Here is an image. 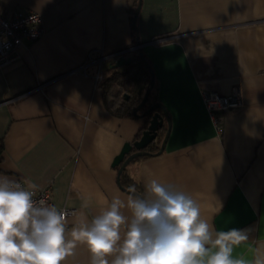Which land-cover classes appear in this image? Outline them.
<instances>
[{
  "label": "crops",
  "instance_id": "0c3cea01",
  "mask_svg": "<svg viewBox=\"0 0 264 264\" xmlns=\"http://www.w3.org/2000/svg\"><path fill=\"white\" fill-rule=\"evenodd\" d=\"M137 2L0 0L9 15L40 13L44 27L0 67V175L26 187L50 186L55 206L73 210L69 235L80 218L129 195L112 161L149 115H141L144 108L137 116L118 114V84L141 86L145 75L139 66L130 76L127 64L111 68L114 61L99 66L96 59L135 47ZM136 26L154 72L145 108L162 103L170 128L163 149L132 160L124 174L142 195L151 179L190 194L216 230L251 229L233 252L251 260L264 246V0H140ZM233 88L241 105L218 112L216 125L203 92ZM89 259L80 245L65 264Z\"/></svg>",
  "mask_w": 264,
  "mask_h": 264
},
{
  "label": "clouds",
  "instance_id": "9594fccd",
  "mask_svg": "<svg viewBox=\"0 0 264 264\" xmlns=\"http://www.w3.org/2000/svg\"><path fill=\"white\" fill-rule=\"evenodd\" d=\"M145 190L129 186L127 199L113 196L69 235L67 209L37 201L21 182L0 175V264H65L80 245L88 264H264V246L251 260L233 256L251 229L216 230L198 202L172 184L151 179Z\"/></svg>",
  "mask_w": 264,
  "mask_h": 264
},
{
  "label": "built area",
  "instance_id": "2783aa9c",
  "mask_svg": "<svg viewBox=\"0 0 264 264\" xmlns=\"http://www.w3.org/2000/svg\"><path fill=\"white\" fill-rule=\"evenodd\" d=\"M43 33L44 27L40 13L33 11H17L9 15L0 9V67L9 64L18 57L17 50L23 44L24 40L35 41L41 37ZM135 48L136 47L125 48L109 55L100 54L96 62H98L100 66L102 61H114L120 55L132 53L136 50ZM203 103L210 118L218 125L219 116L217 113L239 108L241 105V93L238 88H233L228 94H219L215 91L203 92ZM13 180L21 182L18 178ZM28 188L34 192V199L37 201L44 199L47 204H54L50 186L42 188L28 186ZM58 208L67 209L66 218L73 214L71 208Z\"/></svg>",
  "mask_w": 264,
  "mask_h": 264
},
{
  "label": "water",
  "instance_id": "95a60500",
  "mask_svg": "<svg viewBox=\"0 0 264 264\" xmlns=\"http://www.w3.org/2000/svg\"><path fill=\"white\" fill-rule=\"evenodd\" d=\"M139 6H140V0H138L135 12L132 16V26L135 30V41H136V45H135L136 48L135 49L137 51V55L139 56V58L144 63V65H145V67H146V69L150 75V79L148 81V84H147V86L143 92V95H142L140 101L136 105H134L132 108V114L135 116L139 115L138 111L146 106L150 91L154 85V72H153V69L151 68V65L149 64L148 60L146 59L144 52H143L142 47L144 46V43L140 42L139 34H138L137 26H136V16L138 13ZM131 59H132L131 56L120 55L114 60L113 63L110 62L108 64V66L111 68L124 66V65L130 63ZM123 97H124V99H127L128 94L124 93ZM157 109H160L162 113L159 111H156ZM141 115H149V120H148V124H147L146 128L141 132V135L138 139L133 140L132 142H125L123 144L120 152L114 157V159L112 161L113 166H118L117 177H116L117 184H119L120 188L127 193H129L128 192L129 187L122 186L121 182H120V175H121L122 171L125 169V167L128 165V163H130L132 160H134L136 158H139L141 156H148V155H154V154L159 153L164 147L167 135L169 133V128H170L169 115L167 114V111L164 108L163 104L160 102H154V103L150 104L149 106H147ZM164 119L167 121L166 133L160 142L158 150L156 152H153V151L147 149L146 147L150 143L155 141V139L157 137V133L163 125ZM137 194L142 195L139 191H137Z\"/></svg>",
  "mask_w": 264,
  "mask_h": 264
},
{
  "label": "trees",
  "instance_id": "16d2710c",
  "mask_svg": "<svg viewBox=\"0 0 264 264\" xmlns=\"http://www.w3.org/2000/svg\"><path fill=\"white\" fill-rule=\"evenodd\" d=\"M131 58H132L131 62L127 64V66L131 69V70L129 69L130 76H133V74H132L133 68L135 66H137V67L139 66L140 69L143 70V72H144L145 79L143 80L141 86H138V83H134L133 80H131L130 83L119 82V84H118L119 85L118 86V96H119V94L122 95V99L120 102V106L118 107L119 111L118 110L117 111H118V114L123 115V116H132V108L134 105H136L140 101V99L143 95V92H144V90L148 84L149 79H150V75H149L144 63L139 58V56L137 55L136 52L132 55ZM107 69L109 70V68H107ZM109 78L111 81H112V79H114V81L116 79L115 76H113V75H111ZM109 87H110V84L105 85L106 89H108ZM154 87H155V83L153 85V88ZM153 88L151 89V91L153 90ZM123 93L128 94L127 99H124ZM148 100H149V98H148ZM148 100H147L146 105L148 104ZM143 108H145V107H143ZM140 135H141V133L137 134L136 137L134 138V140L138 139L140 137ZM158 142H159V139L155 142H152V146H151L152 150L157 148L156 144ZM120 182H121V185L124 187L135 186L134 183H132L128 180L126 174H124V170L122 171V173L120 175ZM135 188H136V190H138L136 186H135Z\"/></svg>",
  "mask_w": 264,
  "mask_h": 264
},
{
  "label": "rangeland",
  "instance_id": "374dc122",
  "mask_svg": "<svg viewBox=\"0 0 264 264\" xmlns=\"http://www.w3.org/2000/svg\"><path fill=\"white\" fill-rule=\"evenodd\" d=\"M118 97H119V98H118V101L121 102L122 95L119 94ZM145 109H146V108H145ZM145 109H144V110H145ZM144 110H143V111H144ZM143 111H142V112H143ZM163 125H164L165 128H163V130H162V132H161L162 134H160V135H163V136H164L165 133H166V129H167V121H166L165 119L163 120ZM162 138H163V137H162Z\"/></svg>",
  "mask_w": 264,
  "mask_h": 264
},
{
  "label": "flooded vegetation",
  "instance_id": "af4514ba",
  "mask_svg": "<svg viewBox=\"0 0 264 264\" xmlns=\"http://www.w3.org/2000/svg\"><path fill=\"white\" fill-rule=\"evenodd\" d=\"M152 143H150L146 148L151 150Z\"/></svg>",
  "mask_w": 264,
  "mask_h": 264
}]
</instances>
